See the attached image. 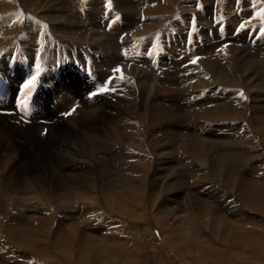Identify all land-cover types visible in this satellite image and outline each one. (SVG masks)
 <instances>
[{
    "label": "rangeland",
    "instance_id": "1",
    "mask_svg": "<svg viewBox=\"0 0 264 264\" xmlns=\"http://www.w3.org/2000/svg\"><path fill=\"white\" fill-rule=\"evenodd\" d=\"M10 1L9 0H0V3H1L0 4L1 5L0 6V8H1L0 20L2 21V22H0V36H2V34L5 35V36L0 37L1 38L0 39V96H1L0 100L4 101V102H0V106H4V105L8 104L10 102V98H12L11 95L14 94V90L15 89L18 90L20 88L24 89V95H25L24 97H27L26 99L28 101L18 102L15 99V97L13 96V98H12V106H13L12 109L11 110L5 109L4 111H2V114L0 115V118H1L0 120L4 121V123L0 122V132L3 129L2 127L8 126L5 124H9V125H11V127L13 129H15L14 131H16L18 129V127H20V128H22V130H28L29 132H31V134H28V137L30 136L31 138H33L36 135V137L42 141L41 143H46L50 140V138L52 136L55 135V134L54 135L52 134V128L54 125L50 122L51 120L53 122L54 119L52 118V116L49 115L50 113L53 114V111H54L55 114L58 113L56 115L61 116L60 121L62 122V124H65L66 126H67L66 119L74 121V120L78 119L79 117H81V118H79L80 121H78V122H81V124H83V126L79 129L81 130V132H83L85 134L87 133L90 136H91V134H93V132L91 131L92 129L89 127L90 121H94L96 124H100L107 131L109 128H111L112 131L114 129L116 132H114L111 135L112 136L111 139L113 141L116 140V143L119 145H126V146L131 145L130 143H128V137H126L127 135L125 133L126 130L122 124L123 121L126 124H127V122L137 124L138 130H140V132H141V133H138L139 134L138 136H140V138L142 140L143 139L146 140L145 142H147V143L149 141L148 139L150 138V136H155V134H156L155 132L158 133L160 131V130H158V131L151 132V133L149 132V130L152 127H155L156 125L157 126L165 125L166 127H170V130L168 129V131H171L172 129H174L175 133L172 134L173 136L168 135V136L163 138L165 140L164 141L165 144H168L169 142H172V141L177 143V140L179 138L183 141H185L186 139L196 140L198 138V132L197 131H200L201 129H203V131H204V133L201 134V137L204 138V136H205L204 139L209 141L211 139V136L209 134H210V132H212L214 130V128H212L211 126L218 124V122L217 121L209 122L208 120H204L203 118H201V120H200V117H197L198 113H199V112L197 113V110L200 109V106H203L205 104V101L199 102V100L208 96V95L209 96L213 95L210 98H214L215 100H219L222 102V104L224 106H227V105H229L228 98L225 100L226 101L225 102L222 100L223 96H221V97L217 96L216 97V94L218 92L222 93L223 91H227V89H229L228 91L231 92L232 90L237 88L234 91V93H235L234 97H238L237 99L240 98L244 101H247L249 99L247 102H244L242 104V109H240L242 116H244V115L245 116L244 117L240 116L238 118H232L228 114H225L224 119H222L219 122L224 123V124L228 123V125H236L238 128L240 127L241 130L237 136H239V137L241 136L244 138L246 137L245 138L246 140L249 138L253 144H250V146H249V144H246L242 141H240V143H239L240 144L238 146L239 149H241V150L245 149L244 152L248 151V153H245L243 155V157L241 159V160H243L242 164L240 163L241 166L238 164H236L234 166L232 165V167H235V166L238 167L239 166L240 168H235L236 169L235 170V169L230 167V169H229L230 174L227 176V178L224 177L225 180L226 179L228 180V183H229L228 188L233 190V191H236L234 193L235 194L234 197L229 198L227 202L228 203L231 202L232 206H233V204H235V205L241 204L242 207L240 205H238L237 209H241V210H244L246 212L250 211V213L256 214L257 218H256V221L254 223L245 222V223L237 224V222H234L235 218H233V217H231V215H229L230 213L228 214L229 218L227 217V220H225V218L222 217V215L219 214L218 211H216V210L214 211V209H212V207H209V209H211L212 212H217V214L213 213V214H216L217 216H215V215L213 216V214L208 216L209 219L211 220V222H213L212 225H214V227L213 226L212 227L214 228L215 232H213V228L211 229L212 230L211 231L210 229L207 230L206 227L204 228V226H201V228H200V229H202V232L200 233L201 235L196 234L197 236H195V237L199 241L203 240L207 244L208 249L206 248L207 252L206 253L204 252L205 254L200 253V252L197 253V250L200 247L198 243H195V241H197V240L191 241L190 239L187 240L185 238H182L184 236V233H186L187 237H191L192 234L195 232V229L200 227V224L202 221V219H200V218H202L201 217L202 215L199 216V214H201L200 212L204 211L202 209V206L191 202L192 200H191L190 196L192 197L193 193L199 194V193H201V191H205L207 188H212V189L214 187L215 188H217V187L222 188L223 185L217 181L218 177L217 178L213 177L214 176L213 174L216 171L213 170L210 175H209V171H206V173H205L204 166H201L200 164H198V161L196 160L198 158L195 159L194 157H192L194 155H192L190 153L185 154V153L181 152L180 149H175V148L172 149V148L167 147L166 145L163 146V144L155 143V141H153L154 143L153 144L150 143L149 147L147 146V148L149 149L152 147V149H149L150 152L153 149L158 150L160 148V150L157 151V155H158L159 159L171 157L173 159L172 160L173 164L171 166L173 168V170L170 173H163V167H160L161 166L160 162L159 163H157L156 161L154 162L153 157L150 154L148 149L146 151H142V150H138L137 148H133V149H136L135 154L142 155V157L145 156L146 158L148 156L150 163L147 166V172H148L147 175L150 177L151 175L156 174V177H154V178H156V181L152 180L151 185L149 187H146L147 189H146L145 195L147 192L151 193L152 195L157 194V193H161L165 197L168 195L166 197L167 201L168 202L176 201V204L178 206H181V208L183 207L182 210L177 211V212L175 211V213L173 215L174 218H171L170 216H164L165 214H162V213H164L165 209L161 210L162 205L164 203H161L160 200L157 201L154 210H151L148 212V208H146L147 205H145V208L141 207L140 209H138L139 212H141V211L144 212L143 218H141V216H139L137 218L133 217V218L128 219L127 217L118 214L115 210L113 214L109 213L111 215H108V214L106 215V216H108V218L107 217H101L102 219L94 222V223L99 224L103 227L105 226V228H103V230H102L103 232L105 231L104 233L101 230L99 231L100 233L102 232V237L104 235L103 238L101 237V234L99 232L94 234V232L91 231L92 229L91 230L88 229V228H92L93 225L94 226H96V225L93 223L92 218H87V219L84 218L83 219V217L86 216V213L88 210L86 209L83 211V208L80 205L81 203H77L75 205L74 202L73 203L71 202L70 205L72 204L73 208L70 209L69 208V202H70L69 200L63 199L64 197H61V199L60 198L57 199L58 193L56 192V189L51 187L50 184L48 183V181L44 178V176H47L45 173L40 171V172L30 174L29 176L31 178L29 176L27 178V176L24 177V175H19V178H21V179L17 182L16 180L18 178V175H17L16 171L10 170L9 168L6 171L5 170L2 171L0 169V173L2 174V175L0 174V195H1L0 196V242L3 244V246L0 248V259H1V257L3 258V256L4 257L7 256V257H5L6 259L3 258V260H0L1 261L0 264H26V263H22L23 259L27 260V261L29 260L27 262V264H75L76 262H75L74 256H73L74 257L73 258V257L61 255V254H63L62 251L69 248L70 245H72V249H73L74 253H78L82 249L81 247L83 245H84V247L86 246V248L89 246L87 249H91V248H94L96 246L93 251H90V252L88 251L89 255L92 257V258L89 257L91 260L89 258L85 260V261L88 260V262H86L88 264L89 263L91 264L92 262H93V264H108V263H106V261L101 262V259L103 258V256L99 257L104 250H105L104 251L105 254H110L111 256H112V254H114L112 256V258H113L112 264H171V263L175 264L173 262V261H175L172 257L173 254L179 260V262L181 264H264V190H263L264 189V182H261V184H258V183L256 184V181L258 178L264 177V166H262V165H264V164H262V163H264V127H263L264 126V104L262 105V103H264V66L261 64V61L263 59H261L259 57H252L253 56L252 54H254L253 52H255L256 54H258V52H262V51L264 52V0H190V1L189 0H181V1L180 0H153V1L152 0H122V1H120V0H114V1L113 0H63L64 3L62 0L56 1L55 2L56 7H54V8L49 7V9H47L48 11L50 10L49 12L51 14L49 16H51V17L52 16H57V17L60 16L61 17L65 13H67V14L70 13L71 15H72V13L73 14L75 13V15L77 14L76 16L82 15V17L83 16L85 17V15H88V16L93 15V14L97 15V13H98V15H99L98 17H100L102 19V20L100 19V26L101 27L104 26L101 28L102 31L98 35V38L99 39L102 38V40L101 39L98 40V42L96 43L95 46H92L90 44H86L88 47L86 45L84 46V45L78 44L80 46L79 47L77 44H74L73 42L67 43V41L62 40L59 35L53 33V31L50 27L51 24H49V22L47 20L46 21L42 20V19L38 18V16L34 12H32L31 10H27L26 8H23L21 5V0H14L15 1L14 3H13V0H10ZM47 1L53 3L52 0H47ZM5 2H7V4H8V2H10V3L7 5ZM226 2H228V4ZM62 4H63V6H62ZM127 4H129V5H127ZM15 5L17 8L14 7ZM122 5L123 6L127 5V6L124 8ZM192 5H194V6H192ZM3 6L5 9L2 8ZM120 6L124 9L120 8ZM206 6L208 8H206ZM245 6H247V7H245ZM88 7H90V8L93 7L94 9L93 8L90 9ZM133 7H134V10H133ZM84 8H85V10H84ZM131 8H132V12H135V13L131 12ZM150 8H151V10H150ZM217 9H218V11H217ZM256 9H258V10H256ZM3 10L6 12H4ZM183 11L186 14L187 13L188 14L186 15ZM87 12H88V14H87ZM92 12H94V13H92ZM128 12H130V15ZM124 13H126V15ZM246 13L248 14L247 15L248 18L246 17ZM25 14L27 15V18H26ZM243 14H244V16H242ZM75 15H72V16H75ZM127 16H131L132 18L135 16L134 20L136 19V21H135L136 23L133 24V28H131L134 31L131 29H130L131 31L126 30V29L124 30L121 27V22H122L121 19H124ZM241 16L243 17V20H240L242 18ZM4 17L7 18V19H5L6 21L3 20ZM9 17H13V18L15 17L16 20H13V21L9 20L8 19ZM233 17H234V19H233ZM35 18H37V19H35ZM138 18L141 21H139ZM183 18H184V20H183ZM245 18H247V19H245ZM146 20H148V21H146ZM215 20H216V22H215ZM230 20H233V22H231ZM234 21H235V24L239 22L238 24H236L237 27L233 26V25H235ZM5 22H9V23L5 24ZM98 22H99V20H98ZM137 22L138 23L141 22V23L138 24ZM209 22H211V23H209ZM2 23L4 26L2 25ZM10 23L14 27L11 26ZM14 23L15 24L18 23V24L15 25ZM28 23L30 24V26ZM32 23L34 26L32 25ZM105 23H107L108 26ZM228 23L230 25H227ZM25 24L28 26H26ZM109 24L110 25L112 24L110 28H109V26H110ZM9 25H10V27H8ZM142 25H143V27H142ZM31 26L34 28H32ZM19 27H21V28H19ZM29 27L31 29H33V32H32V30H29ZM165 27H167V28H165ZM214 27H216V28H214ZM16 28H18V29H16ZM140 28H142V29H140ZM137 29H139V31H141L139 33L140 34L142 33L141 34V35H143L142 37L140 35H135L137 33V31H136ZM37 30H39V32ZM18 31H19V33H18ZM34 31H36V32H34ZM165 31H167V33L164 34ZM214 31H215V33H214ZM245 31H247V34H244ZM257 31H258V33H257ZM113 32H115V34ZM23 33H26L29 36L28 35L26 36V34H23ZM32 33H33V35H32ZM124 33H126V34H124ZM130 33L132 35H130ZM13 34H15V36ZM253 34H254V36H253V38H251L250 36H252ZM12 35L14 38L12 37ZM51 35H52V37H50ZM173 36H174V38H173ZM216 36L218 39L216 38ZM125 37L129 40L132 37L133 38H136V37L140 38V43H135L133 46H129L127 43L124 45V42L127 41V39H125ZM32 38H34V39H32ZM28 39H30V40H28ZM57 40H59L60 42ZM217 40H220V42ZM27 41H29V42H27ZM103 41L104 42L107 41L108 44L111 46L107 47V46H103V45L101 46L100 44H98L99 42H103ZM205 43H206V45H205ZM6 44H8L10 46H8ZM21 44L23 47L21 46ZM138 44H139V46H138ZM260 44H262V45H260ZM18 45H20V46H18ZM31 45L33 47H31ZM74 45H77L78 48L72 49L74 47ZM99 46H100V48H99ZM127 46H128V48H127ZM243 46H245V48ZM261 46H262V49H260ZM90 47H91V49H90ZM101 47L102 48L104 47L103 50L101 49ZM131 47H133V48H131ZM211 47H212V49H211L212 52L210 54L198 55V56L193 55V53H195V52H199L201 50L206 51V50L210 49ZM27 48H29V49H27ZM93 48H95V49H93ZM107 48H108V50H107ZM198 48H200V49H198ZM11 49H13V50H11ZM24 49H26L27 51H25ZM86 50H87V52H86ZM89 50H90V52L88 53ZM80 51L82 52V54ZM116 51H118V53ZM124 51H125V53H124ZM12 52H13V55H11L8 59L5 60V57ZM244 52H246V53H244ZM119 53H121V54H119ZM191 53H192V55H191ZM67 54H68V56H67ZM92 55H97V58H96L97 60L94 59L92 57ZM31 56H33L34 58L32 57L30 59ZM119 56L120 57L122 56V57L120 58ZM132 57H133V59H132ZM104 58H107L109 61L107 60V62H106L104 60ZM123 58H124V60H123ZM128 59H130V61ZM168 60H169V62H168ZM174 60H175V62H174ZM228 60H230V61H228ZM69 61L72 62L76 66V68H75V70H76L75 71L76 81H77L78 86L81 87L82 91L90 93L91 96H93V97H95V96L96 97H103V96L108 97L109 96L108 98H109L110 102L106 103L107 107L102 109V111L97 110V113H102V115L99 116L100 117L99 119L97 117L95 120H90L91 116H93L91 118L95 117L94 114L91 115L89 118L86 115L84 116L83 113L79 112L77 106L71 102L72 99H69L70 101L67 100L68 102H66V98H71L70 97L71 95L69 94L68 91L61 90L58 83L52 82V85H55V86L49 85L50 83L49 84L42 83L43 79L45 78V77H43V75H44V73L47 72L48 66H55V64L57 63L55 67L58 69V71H60L64 68L70 67V65L66 66V64H68ZM177 61H178V63H177ZM194 61H196V62H194ZM231 61H232V63H231ZM85 62L86 63L88 62V64H89V71H87L88 75H86V71L84 69ZM168 63H169V65H168ZM171 63H172V65H171ZM201 64L203 65V67ZM192 65H194V66H192ZM102 66H105L108 68L110 67V69H108V71H107L108 74H106V76L103 78L101 77V80H100V77L98 75V73H99L98 68H101ZM164 66L168 69L164 68ZM91 67H93V68H91ZM157 67L159 70L161 69L160 72L167 73L165 76H161V78L163 80H165V81L169 80L171 82L177 81V84L171 83L170 85H167L168 86L167 87L165 84L158 83L160 80V77L159 78L153 77V74H154L153 72L157 69ZM175 67H176V69H175ZM199 67H202V68H199ZM114 68L115 69L117 68V69L115 70ZM28 69L30 71V74L27 72ZM236 69H238V70H236ZM195 70H197V71H195ZM116 72H119V73H116ZM227 73H229V74L227 75ZM114 74H116V75H114ZM156 74L158 75L159 73L156 72ZM173 75H174V77H173ZM221 75H223V77ZM234 75H236L237 84L231 88L229 86H226V85H224V87H223L222 86L223 85L222 79H220V78H231ZM41 76L43 79L41 78ZM57 76H58V78H57ZM241 76H243L244 78L243 77L241 78ZM54 77H56L57 79H59V77H62L61 80L65 79L63 74H60V75L58 74V75H55ZM116 77L119 78L118 81H117ZM172 78H174V79L172 80ZM34 79H36L35 81L37 83L35 82V83L30 84ZM238 80H240L241 82ZM245 80L249 81V82H245ZM198 81L200 82V84ZM110 82H111V84H109ZM201 82H202V84H201ZM213 83H216V84H213ZM36 85L38 86L36 94H35V96L31 97V95L29 93H31L34 89L37 88ZM217 85L221 86L222 88H219L220 90L219 89L216 90L218 88V87H216ZM117 86L119 88H117ZM212 86H214V90L212 89ZM93 87H94V89H93ZM188 88H190V89H188ZM5 91H7L9 94L5 93ZM171 91H172V94H170ZM207 91L209 93H207ZM210 91H214L215 94L213 92H210ZM167 92H169V93H167ZM106 93H109V94L106 95ZM164 93H167V94H164ZM66 95H68V96H66ZM137 95H138V97H137ZM251 95H252V97H251ZM165 96H167V97H165ZM200 97H202V98H200ZM29 100H31V101H29ZM159 100H160V102H159ZM251 100H253V101H251ZM62 101H64V102H62ZM225 103H227V104H225ZM236 104H237V102H236ZM210 105L211 104H208L207 106H210ZM43 106H46L47 109H49V111H50L49 114L45 113V112L42 113L41 109ZM59 106H60V108L57 109ZM255 106H257V107H255ZM32 107L35 109L36 114L35 113H33V114L28 113V109L30 110V108H32ZM54 107H57L56 110L54 109ZM9 108H11V107H9ZM24 108H27V109H24ZM117 109H118V111H117ZM73 110H74V112H73ZM39 111H41V112H39ZM77 111H78V114H77ZM147 111H149V113ZM195 111L197 114L195 113ZM130 112H132V113H130ZM125 113H127V114H125ZM151 113H155L156 115L160 116V119H163L164 121L163 122L162 121H154L153 122L150 119ZM41 114H43V116H40ZM142 114L146 115V118L144 117V119L146 121H143L141 119ZM191 114H193L195 116V117L193 116V119H195V118H199V119L193 120L192 117L190 116ZM135 116H136V118H135ZM139 116H140V118H139ZM123 117H125L124 120H123ZM148 117L150 120L148 119ZM101 118L105 122L102 121ZM187 118H190V119H187ZM229 119H231V120H229ZM19 121H20V123H19ZM109 121H112L111 125H109ZM169 121H170V125H169ZM27 122H29L30 124ZM114 122H119V123L115 124ZM236 122H238V123H236ZM189 123L191 124V127H190ZM203 123H205V124H203ZM27 124H29V125H27ZM195 124H196V126H195ZM245 124H246V126H245ZM118 125H120L119 129L121 131L120 130L117 131L116 127ZM139 125H140V127H138ZM149 125L152 127H150ZM202 125H203V127H202ZM104 126H106V127H104ZM110 126H112V127H110ZM123 127H124V130H122ZM99 128H102V127H99ZM139 128H141L142 130ZM157 128H159V127H157ZM45 129H47V131ZM55 129L56 128L54 127L53 130H55ZM148 132L150 133V135ZM176 133H178V134H176ZM191 133L193 135H191ZM81 134H80V136H77L78 138H76L75 137L76 135L73 134L72 137H75V138L70 139V141H77L79 139L78 141L84 142L85 138H83V136H81ZM251 134H254V135H252L254 137H251ZM38 135H39V137H38ZM156 135L161 136L160 133H158ZM218 135L222 136V133L219 132ZM232 135L233 134L228 135L227 138L229 136H232ZM92 136H94L96 139L103 138V137H96V135H94V134ZM116 136H118V137H116ZM144 136H146V137H144ZM63 137L66 138V136L63 135L62 138L59 140V142L56 144V146L59 144L58 145L59 147H57V148L62 152H63V148L65 146H67V144H65V142H64L65 140H63ZM0 138L2 139L1 133H0ZM42 139H44V140H42ZM92 139L94 140V138H92ZM4 140H6V142L7 141L12 142L13 141V140H11L10 137H7V136L5 137ZM124 140L126 142H124ZM255 142H257V143L255 144ZM150 145H151V147H150ZM258 146H260V147H258ZM132 147H135V146L132 145ZM248 148H250V149H248ZM163 149H165V151ZM96 152H98V150ZM174 152H175V154H174ZM4 154H5V152H3V150H2V142L0 141V156L4 155ZM62 154L64 155V153H62ZM164 154H166V156ZM55 156H56V154L54 155V158H55ZM54 158H53L54 162L53 161L50 162L51 165L56 169H60V166H61L63 160L59 161V158H55V159ZM112 158H113V156L109 157L108 159H105V161H103V162L106 164L102 163L101 164L102 166L96 167L94 175H95V177L96 176H98V177H96L97 180H95V186H94L95 188L94 189H96L97 186H99L98 185V181H99L98 179H99L100 173H101L100 174L101 178H105L107 175V177L105 179H109V180L110 179H116V177L114 175L116 174V172L119 168V162L120 161H119V159H113L112 160ZM253 160H254V162H253ZM115 161H117V162H115ZM259 161H261V163ZM177 162H179V163H177ZM174 163H176V164H174ZM152 165H153V167H152ZM109 166L112 168H110ZM149 167L152 169H150ZM243 167H245V168H243ZM103 170H106V171H103ZM158 170H160L162 173ZM243 170H245V171H243ZM255 170H256V172H255ZM231 171H233V173H231ZM234 171L236 172L237 175L242 176L241 179L243 178V180H244V181L242 180L243 183L238 184V181H239L237 178L238 176L237 177L233 176L235 174ZM237 172H239V174ZM103 174H105V176ZM231 174H232V176H231ZM12 175H14V176H12ZM219 175L221 176L220 173H219ZM253 175H257V177L253 176ZM162 176H163V178H165L164 180H162V178H161ZM184 177H189L190 180L187 179V181H188L187 182ZM34 178H37V179H34ZM221 179H222V176H221ZM235 179H237V180L235 181ZM27 181H28V185H27ZM189 181L190 182L200 181V182H198V185H199L201 191H199V189L197 190V192L195 191L193 193L190 191H184L188 187L190 188L191 184L189 183ZM154 182H156V183L154 184ZM179 182L180 183L187 182V184H184L182 186V185H179ZM253 182H255V183H253ZM19 183H21V184H19ZM105 183H107V181ZM108 183L110 184L111 182L108 181ZM15 184H17V185H15ZM18 184L20 185V187H17V186H19ZM23 185H24V187H23ZM58 185L59 186L61 185L60 188H64V187L68 188L67 185H69V184L62 182L60 184L58 183ZM63 185H66V186L63 187ZM206 185H207V187H206ZM25 186L26 187L28 186V188H26ZM31 186H32V188H30ZM260 186H263L262 189ZM6 187L7 188L9 187V189H7ZM241 187H243V188H241ZM255 187H257V188H255ZM13 188H14V190H13ZM25 188L27 189L26 192H24ZM28 189H31L32 191L28 190ZM33 189H34V191H33ZM243 189H245V190H243ZM22 190H23V192H22ZM17 191H19L20 194ZM183 191H184V194L181 195ZM250 191H251V193H250ZM27 192H30V193H27ZM256 192H258V193H256ZM17 193H18V196L22 199L18 198ZM22 193H24V194H22ZM38 194L40 195V197ZM22 195H24V196L22 197ZM27 196H29L31 199L27 198ZM182 196H183V200H184L183 204H182V202L180 203V201L177 200L178 198H180ZM238 196L239 197L241 196V197L239 198ZM24 197L26 200L24 199ZM33 197H35L36 199H33ZM41 197H42V200H40ZM47 197L49 198V200ZM189 198H190V200H189ZM193 198L196 200V196H194ZM15 199H17V200H15ZM23 199H24V201H27V202L29 201L30 203H27V202L25 203L23 201ZM27 199H29V200H27ZM19 200L20 201L22 200L20 202L21 204L19 202L17 203V201H19ZM36 200H38V203ZM47 200L48 201L54 200V202L56 200V202L54 203L51 201V203H52L51 204ZM188 200H189L190 204L185 205V202ZM15 201H16V203H15ZM39 201L42 202V205ZM243 201H245V202H243ZM158 202H160V203H158ZM57 203L62 206V209L65 207L63 211H61L62 209L58 210L61 207H58L60 205H58ZM19 204H20V206H19ZM37 204H38V206H37ZM99 204H101L102 210L106 209L104 206V203L99 202ZM253 204H254V206H253ZM39 205H40V207L41 206L43 207V211H40V210H42V207L39 209ZM124 205H125V207H127L126 210H129V208H131L126 203ZM164 205H166V204H164ZM249 205L252 207H250ZM29 206L32 208H30ZM55 206H57L58 209ZM16 207L19 208V210ZM45 207H47V208H45ZM257 207H258V211L256 210ZM251 208H252V210L253 209H255V210L252 211ZM47 209L49 211L51 210L50 213L51 212L52 213L50 214ZM33 210H36V211H33ZM44 210L48 211L47 213H49L50 215L48 216V214H47V217L48 218L50 217L52 220L48 219L46 217V212ZM104 210H103V213L106 212V210L105 211ZM64 211H66V212H64ZM73 211H74V213H73ZM16 212H19V213H16ZM20 212L24 213V215L21 214ZM63 212H64V214H63ZM61 213H62V215L60 216ZM72 213L74 215H76L77 218H76V216L74 217V215ZM196 213H198V215ZM27 214L29 217L28 221H27V218H25L26 217L25 215H27ZM52 214H54V215L51 216ZM261 214H262V216H261ZM33 215H34V218L32 217ZM67 215H68V217H67ZM70 216H72V219L70 218ZM153 216H156V219L152 220ZM13 217H15L17 220L15 221V218L13 219ZM19 217L24 218V219L21 220V218H19ZM59 217H60V219H59ZM61 217H64L65 219L61 218ZM79 217H82V220H81L82 222L79 220V219H81ZM32 218H33V220H32ZM106 218L108 220H106ZM218 218H219V220H218ZM62 219H64V221ZM67 219H69V221ZM74 219H78L79 221L77 222ZM260 219L263 221L261 222ZM37 220L39 221V223H41L42 226L40 224H38ZM44 220H46L47 223H50V224H47V226H48L47 228L45 226L46 222ZM71 220H73V221L71 222ZM110 220L112 222H114V224L109 223ZM20 221L21 222L23 221V223H21ZM30 221H31V223H30ZM100 221H101V223L102 222H104V223L100 224ZM221 221L226 223V224L222 223ZM9 222H13L12 224L14 226L16 224H19V226L16 225L17 227L16 226L14 227L15 229L18 228L19 231H15L12 227V224ZM32 222H34V223H32ZM70 222H71V224H70ZM218 222H220L219 223L220 227L221 228L223 227L222 228L223 230H221V231L217 230L218 224H216V223H218ZM257 222H258V224H257ZM28 223L30 224V227L28 226L29 225ZM204 223L205 222H203V224ZM23 224H25V225H23ZM43 224L45 227H43ZM34 225H36V226H34ZM59 225L60 226L62 225V227H64V228H61ZM65 225H66V227H65ZM67 225L70 227H68ZM74 225H75V227H74ZM247 225H249V227ZM33 226H34V228H33ZM57 227H59L60 229ZM67 227L70 228V231H72V233L69 232V229ZM243 227L247 230V232L249 229V232L253 233V231H254L255 236L256 235H258V236H256V238H255L254 234H248L247 232L246 233L244 232V235L246 237L245 236H244V238H242L241 236L239 237L238 235H242L243 232L236 231L235 228H243ZM43 228H45L46 232L44 231ZM49 228L51 230H49ZM221 228H218V229L220 230ZM18 229H16V230H18ZM34 229H35V231H33ZM37 229L38 230L40 229V230L38 231ZM62 229L64 232L66 231V234H64V233H63L64 235L60 234L61 233L60 230L62 231ZM227 230H229V231H227ZM40 231L45 232L47 235L45 233L40 232ZM47 231L51 232V234L49 233L50 234L49 236H48ZM77 231H79V233ZM106 231H108L109 233ZM216 231H218L219 235L217 234ZM12 232H14L15 234ZM38 232H40V233H38ZM68 232L71 234L67 235ZM86 232H88L89 235ZM91 232H92V234H91ZM110 232H111V234H110ZM118 232H119V235H118ZM223 232H225V234ZM41 233L43 234V237H42V235H40ZM115 233H116V235H115ZM19 235L22 237V239ZM57 235L58 236L61 235V236L58 237ZM80 235L82 238L80 237ZM90 235L92 238L90 237ZM106 235L108 238L110 237L111 243L108 242L109 240L106 237ZM206 235L208 238H205ZM35 236H38V238L40 236V239L38 240V238ZM68 236H70V237H68ZM199 236H201V237L198 238ZM210 236H212V237H210ZM214 236H215V239H214ZM56 237H58L59 239ZM63 238H64V240H63ZM78 238H80V239H78ZM96 238H98V239L95 240ZM224 238H226V239H224ZM42 239L46 243H40V241H42ZM81 239H82V241H81ZM184 239H185V241H184ZM239 239L243 240V241L249 240L252 245L249 244L248 246H250V248L243 251V248H242L243 245H242V242H239L240 241ZM11 240H13L16 244H14L13 241H11ZM36 240H37V243H35ZM45 240H47V241H45ZM84 240H86V241L83 244L82 242H84ZM105 240H106V242H105ZM224 240H226V242ZM71 241H73L72 244H70ZM166 241H168V246L174 247L172 254L168 251V249H167L168 246L166 247ZM67 243L70 245H68ZM26 244L27 245L30 244V246H27ZM97 245H99V246H97ZM114 245H116V246H114ZM32 246H36V249L35 250L32 249L33 248ZM90 246H91V248H90ZM43 247H45V248H43ZM112 247H114V248H112ZM116 247H117V249H116ZM119 247H121V248H119ZM30 248H31V250H30ZM62 248H63V250L59 251V249H62ZM103 248H104V250H103ZM12 251H14V252H12ZM36 251H38V252H36ZM95 251H97V252L94 253ZM208 251H210L211 255L208 254ZM60 252H61V254H60ZM2 253H4V255ZM5 253L7 255H5ZM92 253L94 255L97 254V257L93 256ZM8 254H9V256H8ZM98 254H99V256H98ZM13 256L16 258L18 263L14 262V260H13L14 258H12ZM22 256H25L26 259H25V257L23 258ZM93 257H95L94 258L95 261H94ZM115 257L117 260H115ZM170 257H171V259H170ZM10 258H12V260H9ZM97 259L100 261H98ZM211 259H213V260H211Z\"/></svg>",
    "mask_w": 264,
    "mask_h": 264
},
{
    "label": "bare ground",
    "instance_id": "2",
    "mask_svg": "<svg viewBox=\"0 0 264 264\" xmlns=\"http://www.w3.org/2000/svg\"><path fill=\"white\" fill-rule=\"evenodd\" d=\"M10 1V0H9ZM53 1V3H51V2H49V1H47V0H21V5H22V7L23 8H26L27 10H31L32 12H34L37 16H38V18H40V19H42V20H47L48 22H49V24H51L50 25V27H51V29H52V31H53V33L54 34H57V35H59L60 36V38L62 39V40H64V41H67V43L68 42H73L74 44H81V45H86V44H90V45H92V46H95L96 45V43L98 42V40H102V38H98V35H99V33L102 31V27H104V26H100V17H98L99 15H98V13H97V15H95V14H93V15H90V16H88V15H85V17L83 16L82 17V15L80 16L79 14V16H76L75 15V13L73 14L72 13V15H75V16H72L70 13L69 14H67V13H63L64 15H62L61 17L59 16V17H57V16H49L51 13L47 10V9H49V7H52V8H54V7H56V1H58V0H52ZM63 1V0H62ZM114 1V0H113ZM120 1H122V0H120ZM153 1V0H152ZM181 1V0H180ZM190 1V0H189ZM11 2V1H10ZM10 2H8V4L10 3ZM15 1L13 0V3H14ZM97 2V1H96ZM3 3V2H2ZM6 4H7V2H5ZM12 3V4H13ZM63 3H64V1H63ZM95 3V2H94ZM119 3V2H118ZM124 3V2H123ZM128 3V2H127ZM152 3V2H151ZM176 3V2H175ZM191 3V2H190ZM221 3V2H220ZM227 4H228V2H226ZM1 4V3H0ZM7 4V5H8ZM11 4V5H12ZM171 4V3H170ZM182 4V3H181ZM185 4V3H184ZM245 4V3H244ZM117 5V4H116ZM127 5H129V4H127ZM126 5V6H127ZM187 5V4H186ZM191 5V4H190ZM226 5V4H225ZM251 5V4H250ZM1 6V5H0ZM62 6H63V4H62ZM123 6V5H122ZM126 6H123L124 8L126 7ZM169 6V5H168ZM182 6V5H181ZM192 6H194V5H192ZM229 6V5H228ZM10 7V6H9ZM15 8H17L16 7V5L14 6ZM131 7V6H130ZM174 7V6H173ZM196 7V6H195ZM198 7V6H197ZM245 7H247V6H245ZM2 8H4V6L2 7ZM7 8V7H6ZM59 8V7H58ZM88 8H90V7H88ZM91 8H93V7H91ZM90 8V9H91ZM119 8V7H118ZM120 8H122L121 6H120ZM124 8H122V9H124ZM182 8V7H181ZM206 8H208L207 6H206ZM5 9V8H4ZM14 9V8H13ZM94 9V8H93ZM117 9V8H116ZM176 9V8H175ZM84 10H85V8H84ZM133 10H134V7H133ZM150 10H151V8H150ZM208 10V9H207ZM210 10V9H209ZM216 10V9H215ZM256 10H258V9H256ZM0 11H1V8H0ZM4 11V10H3ZM129 11V10H128ZM172 11V10H171ZM176 11V10H175ZM217 11H218V9H217ZM253 11V10H252ZM255 11V10H254ZM4 12H6V11H4ZM13 12V11H12ZM57 12V11H56ZM125 12V11H124ZM131 12H132V8H131ZM177 12V11H176ZM175 12V13H176ZM184 12V11H183ZM220 12V11H219ZM3 13V12H2ZM17 13V12H16ZM31 13V12H30ZM29 13V14H30ZM92 13H94V12H92ZM112 13V12H111ZM122 13V12H121ZM129 13V15H130V12H128ZM132 13H135V12H132ZM185 13V12H184ZM193 13V12H192ZM60 14V13H59ZM87 14H88V12H87ZM125 15H126V13H124ZM179 14V13H178ZM186 14V13H185ZM188 14V13H187ZM186 14V15H187ZM196 14V13H195ZM238 14V13H237ZM250 14V13H249ZM4 15V14H3ZM6 15V14H5ZM16 15V14H15ZM26 15V14H25ZM35 15V16H36ZM116 15V14H115ZM132 15V14H131ZM134 15V14H133ZM136 15V14H135ZM171 15V14H170ZM169 15V16H170ZM184 15V14H183ZM192 15V14H191ZM199 15V14H198ZM197 15V16H198ZM248 14L246 13V17L248 18V16H247ZM1 16V15H0ZM122 16V15H121ZM137 16V15H136ZM174 16V15H173ZM195 16V15H194ZM220 16V15H219ZM242 16H244V14L242 15ZM241 16V17H242ZM251 16V15H250ZM18 17V16H17ZM33 17V16H32ZM135 17V16H134ZM134 17L132 18L131 16H127L126 18H124V19H121L122 20V22H121V27H122V29H126V30H130L131 28H133V24H135L136 22V19L134 20ZM144 17V16H143ZM151 17V16H150ZM21 18V17H20ZM19 18V19H20ZM26 18H27V15H26ZM149 18V17H148ZM165 18V17H164ZM173 18V17H172ZM177 18V17H176ZM180 18V17H179ZM216 18V17H215ZM247 18H245V19H247ZM5 19H7V18H3V20L4 21H6ZM9 20H16L15 19V17L13 18V17H9L8 18ZM35 19H37V18H35ZM139 19V18H138ZM233 19H234V17H233ZM236 19V18H235ZM244 19V20H245ZM26 20V19H25ZM98 20H99V22H98ZM102 20V19H101ZM109 20V19H108ZM118 20V19H117ZM174 20V19H173ZM183 20H184V18H183ZM217 20V19H216ZM216 20H215V22H216ZM238 20V19H237ZM240 20H243V17L240 19ZM19 21V20H18ZM28 21V20H27ZM40 21V20H39ZM105 21V20H104ZM139 21H141L140 19H139ZM146 21H148V20H146ZM164 21V20H163ZM168 21V20H167ZM177 21V20H176ZM229 21V20H228ZM231 22H233V20H230ZM0 22H2L1 20H0ZM10 22V21H9ZM9 22H5V24H8ZM20 22V21H19ZM143 22V21H142ZM171 22V21H170ZM201 22V21H200ZM212 22V21H211ZM211 22H209V23H211ZM237 22V21H236ZM13 23V22H12ZM30 23V22H29ZM28 23V24H29ZM45 23V22H44ZM138 23V22H137ZM139 23H141V22H139ZM138 23V24H139ZM149 23V22H148ZM208 23V22H207ZM239 23V22H238ZM238 23H236V24H238ZM11 24V23H10ZM15 24V23H14ZM18 24V23H17ZM17 24H15V25H17ZM35 24V23H34ZM41 24V23H40ZM106 25H107V23H105ZM120 24V23H119ZM172 24V23H171ZM218 24V23H217ZM234 24H235V21H234ZM236 24L235 25H233V26H236ZM2 25H3V23H2ZM26 25V24H25ZM32 25H33V23H32ZM43 25V24H42ZM110 25V24H109ZM112 25V24H111ZM111 25L109 26V28L111 27ZM222 25V24H221ZM227 25H230L229 23L227 24ZM4 26V25H3ZM11 26H13L12 24H11ZM26 26H28V25H26ZM29 26H30V24H29ZM34 26V25H33ZM49 26V25H48ZM108 26V25H107ZM139 26V25H138ZM137 26V27H138ZM164 26V25H163ZM169 26V25H168ZM188 26V25H187ZM8 27H10V25L8 26ZM14 27V26H13ZM23 27V26H22ZM32 27V26H31ZM38 27V26H37ZM45 27V26H44ZM135 27V26H134ZM142 27H143V25H142ZM237 27V26H236ZM6 28V27H5ZM4 28V29H5ZM12 28V27H11ZM19 28H21V27H19ZM32 28H34V27H32ZM39 28V27H38ZM114 28V27H113ZM164 28V27H163ZM165 28H167V27H165ZM212 28V27H211ZM214 28H216V27H214ZM8 29V28H7ZM16 29H18V28H16ZM50 29V30H51ZM140 29H142V28H140ZM174 29V28H173ZM11 30V29H10ZM29 30H32V32H33V29H31L30 27H29ZM112 30V29H111ZM131 30H133V29H131ZM130 30V31H131ZM185 30V29H184ZM217 30V29H216ZM234 30V29H233ZM249 30V29H248ZM5 31V30H4ZM14 31V30H13ZM23 31V30H22ZM25 31V30H24ZM38 32H39V30H37ZM41 31V30H40ZM114 31V30H113ZM134 31V30H133ZM137 31V33L135 34V35H140L141 37L143 36V35H141L139 32H141V31H139V29H137L136 30ZM212 31V30H211ZM2 32V31H1ZM34 32H36V31H34ZM129 32V31H128ZM9 33V32H8ZM18 33H19V31H18ZM48 33V32H47ZM114 34H115V32H113ZM118 33V32H117ZM122 33V32H121ZM150 33V32H149ZM161 33V32H160ZM165 33H167V31H165L164 32V34ZM213 33V32H212ZM214 33H215V31H214ZM257 33H258V31H257ZM23 34H26V33H23ZM53 34V35H54ZM124 34H126V33H124ZM134 34V33H133ZM148 34V33H147ZM152 34V33H151ZM244 34H247V31H245V33ZM14 36H15V34H13ZM13 35H12V37H13ZM28 34H26V36H27ZM31 35V34H30ZM32 35H33V33H32ZM36 35V34H35ZM130 35H132L131 33H130ZM204 35V34H203ZM213 35V34H212ZM2 36H5V35H3L2 34ZM2 36H0V37H2ZM11 36V35H10ZM24 36V35H23ZM29 36V35H28ZM58 36V37H59ZM126 36V35H125ZM243 36V35H242ZM253 36H254V34L252 35V36H250L251 38H253ZM8 37V36H7ZM50 37H52V35L50 36ZM57 37V38H58ZM124 37V36H123ZM244 37V36H243ZM5 38V37H4ZM14 38V37H13ZM26 38V37H25ZM56 38V37H55ZM117 38V37H116ZM148 38V37H147ZM153 38V37H152ZM173 38H174V36H173ZM205 38V37H204ZM208 38V37H207ZM216 38H217V36H216ZM1 39V38H0ZM22 39V38H21ZM27 39V38H26ZM32 39H34V38H32ZM53 39V38H52ZM122 39V38H121ZM125 39H127L126 37H125ZM132 39V40H131ZM130 40L129 39H127V41H125L124 42V45L127 43L129 46H133L135 43H140V38H131ZM203 39V38H202ZM213 39V38H212ZM218 39V38H217ZM25 40V39H24ZM23 40V41H24ZM28 40H30V39H28ZM60 40V39H59ZM59 40H57V41H59ZM120 40V39H119ZM118 40V41H119ZM176 40V39H175ZM179 40V39H178ZM208 40V39H207ZM216 40V39H215ZM262 40V39H261ZM260 40V41H261ZM56 41V40H55ZM63 41V42H64ZM173 41V40H172ZM217 41H219L220 42V40H217ZM263 41V40H262ZM4 42V41H3ZM27 42H29V41H27ZM32 42V41H31ZM60 42V41H59ZM120 42V41H119ZM210 42V41H209ZM214 42V41H213ZM24 43V42H23ZM66 43V42H65ZM152 43V42H151ZM202 43V42H201ZM239 43V42H238ZM17 44V43H16ZM27 44V43H26ZM98 44H100L101 46L103 45V46H111V45H109L108 44V42L107 41H103V42H99ZM149 44V43H148ZM171 44V43H170ZM204 44V43H203ZM218 44V43H217ZM4 45V44H3ZM6 45H8V44H6ZM28 45V44H27ZM26 45V46H27ZM34 45V44H33ZM77 45H74V47L72 48V49H76V48H78V46ZM117 45V44H116ZM151 45V44H150ZM201 45V44H200ZM205 45H206V43H205ZM236 45V44H235ZM239 45V44H238ZM245 45V44H244ZM260 45H262V44H260ZM8 46H10V45H8ZM18 46H20V45H18ZM21 46H22V44H21ZM87 46V45H86ZM98 46V45H97ZM138 46H139V44H138ZM141 46V45H140ZM210 46V45H209ZM214 46V45H213ZM217 46V45H216ZM246 46V45H245ZM245 46H243L244 48H245ZM248 46V45H247ZM23 47V46H22ZM28 47V46H27ZM31 47H33L32 45H31ZM80 47V46H79ZM88 47V46H87ZM163 47V46H162ZM235 47V46H234ZM9 48V47H8ZM13 48V47H12ZM15 48V47H14ZM99 48H100V46H99ZM98 48V49H99ZM104 48V47H103ZM103 48L101 47V49L103 50ZM114 48V47H113ZM123 48V47H122ZM127 48H128V46H127ZM131 48H133V47H131ZM175 48V47H174ZM221 48V47H220ZM248 48V47H247ZM257 48V47H256ZM16 49V48H15ZM27 49H29V48H27ZM80 49V48H79ZM90 49H91V47H90ZM93 49H95V48H93ZM117 49V48H116ZM130 49V48H129ZM147 49V48H146ZM188 49V48H187ZM198 49H200V48H198ZM207 49V48H206ZM212 47L210 48V49H208V50H206V51H203V50H201V51H199V52H195V53H193V55H195V56H198V55H205V54H210L211 52H212ZM233 49V48H232ZM251 49V48H250ZM260 49H262V46H261V48ZM259 49V50H260ZM11 50H13V49H11ZM25 51H27L26 49H24ZM33 50V49H32ZM107 50H108V48H107ZM119 50V49H118ZM125 50V49H124ZM133 50V49H132ZM167 50V49H166ZM190 50V49H189ZM228 50V49H227ZM29 51V50H28ZM75 51V50H74ZM83 51V50H82ZM169 51V50H168ZM192 51V50H191ZM226 51V50H225ZM243 51V50H242ZM45 52V51H44ZM81 52V51H80ZM86 52H87V50H86ZM90 52V50L88 51V53ZM92 52V51H91ZM100 52V51H99ZM117 53H118V51H116ZM165 52V51H164ZM193 52V51H192ZM253 52V51H252ZM7 53V52H6ZM24 53V52H23ZM27 53V52H26ZM25 53V54H26ZM109 53V52H108ZM124 53H125V51H124ZM181 53V52H180ZM223 53V52H222ZM244 53H246V52H244ZM248 53V52H247ZM254 54H252L253 56L252 57H259V58H261V59H263L262 61H261V64L264 66V52L262 51V52H258V54H256L255 52H253ZM76 54V53H75ZM81 54H82V52H81ZM91 54V53H90ZM103 54V53H102ZM115 54V53H114ZM119 54H121V53H119ZM173 54V53H172ZM189 54V53H188ZM11 55H13V52L12 53H10V54H8L6 57H5V60L6 59H8ZM78 55V54H77ZM112 55V54H111ZM187 55V54H186ZM191 55H192V53H191ZM246 55V54H245ZM17 56V55H16ZM67 56H68V54H67ZM86 56V55H85ZM125 56V55H124ZM180 56V55H179ZM182 56V55H181ZM33 56H31L30 57V59L32 58ZM81 57V56H80ZM92 57L94 58V59H96L97 58V55H92ZM120 57V56H119ZM122 57V56H121ZM120 57V58H121ZM177 57V56H176ZM184 57V56H183ZM200 57V56H199ZM227 57V56H226ZM13 58V57H12ZM34 58V57H33ZM47 58V57H46ZM62 58V57H61ZM69 58V57H68ZM71 58V57H70ZM100 58V57H99ZM108 58V57H107ZM107 58H104V60L107 62ZM191 58V57H190ZM26 59V58H25ZM89 59V58H88ZM87 59V60H88ZM132 59H133V57H132ZM135 59V58H134ZM138 59V58H137ZM221 59V58H220ZM44 60V59H43ZM46 60V59H45ZM48 60V59H47ZM53 60V59H52ZM61 60V59H60ZM97 60V59H96ZM123 60H124V58H123ZM126 60V59H125ZM129 61H130V59H128ZM139 60V59H138ZM179 60V59H178ZM4 61V60H3ZM65 61V60H64ZM109 61V60H108ZM228 61H230V60H228ZM5 62V61H4ZM83 62V61H82ZM143 62V61H142ZM168 62H169V60H168ZM174 62H175V60H174ZM181 62V61H180ZM184 62V61H183ZM194 62H196V61H194ZM45 63V62H44ZM77 63V62H76ZM84 63V62H83ZM109 63V62H108ZM177 63H178V61H177ZM190 63V62H189ZM199 63V62H198ZM206 63V62H205ZM229 63V62H228ZM231 63H232V61H231ZM57 64V63H56ZM56 64H55V66H56ZM60 64V63H59ZM142 64V63H141ZM230 64V63H229ZM68 65H70V67H68V68H64V69H62V70H60V71H58V69L55 67V66H48V68H47V72L46 73H44V75H43V77H45L44 79L42 78V76H41V78L43 79V82L42 83H44V84H49V85H51V86H55V85H52V82H56V83H58L59 84V87H60V89L61 90H66V91H68L69 92V94L71 95L70 97L71 98H66V102H68V101H70L69 99H72L71 100V102L72 103H74L76 106H77V108H78V110H79V112H81V113H83L84 114V116L86 115V116H88V118L91 116V115H93L94 114V118H91V117H93V116H91L90 117V120H95L97 117H98V119L100 118L99 116H101L102 115V113H97V110H99V111H102V109H104V108H106L107 106H106V103H109L110 101H109V96L108 97H106V96H103V97H93V96H91V94L90 93H87V92H84V91H82V89H81V87H79L78 86V84H77V81H76V73H75V68H76V66L72 63V62H68V64H66V66H68ZM100 65V64H99ZM108 65V64H107ZM168 65H169V63H168ZM171 65H172V63H171ZM179 65V64H178ZM202 65V64H201ZM228 65V64H227ZM226 65V66H227ZM232 65V64H231ZM31 66V65H30ZM81 66V65H80ZM95 66V65H94ZM93 66V67H94ZM122 66V65H121ZM124 66V65H123ZM134 66V65H133ZM152 66V65H151ZM166 66V65H165ZM164 66V68H166ZM188 66V65H187ZM191 66V65H190ZM192 66H194V65H192ZM40 67V66H39ZM43 67V66H42ZM46 67V66H45ZM93 67H91V68H93ZM113 67V66H112ZM160 67V66H159ZM174 67V66H173ZM197 67V66H196ZM202 67H203V65H202ZM202 67H199V68H202ZM83 68V67H82ZM118 68V67H117ZM116 68V69H117ZM185 68V67H184ZM193 68V67H192ZM249 68V67H248ZM260 68V67H259ZM108 69H110V67L108 68V67H105V66H102L101 68H98V70H99V73H98V75H99V77H100V80H101V77L103 78V77H105L106 76V74H108ZM115 69V68H114ZM115 69V70H116ZM166 69H168V68H166ZM175 69H176V67H175ZM189 69V68H188ZM204 69V68H203ZM46 70V69H45ZM155 70V69H154ZM170 70V69H169ZM229 70V69H228ZM236 70H238V69H236ZM161 71V69L159 70L158 69V67H157V69L153 72L154 74H153V77H155V78H159L160 77V80H159V82L158 83H161V84H165L166 86L167 85H170L171 83H175V84H177V81H175V82H171V81H169V80H163L162 78H161V76H165L167 73H163V72H160ZM194 71V70H193ZM195 71H197V70H195ZM29 74H30V71H29V69H28V71H27ZM60 72V73H59ZM110 72V71H109ZM156 72H158L159 74L157 75L156 74ZM182 72V71H181ZM200 72V71H199ZM207 72V71H206ZM238 72V71H237ZM23 73V72H22ZM116 73H119V72H116ZM169 73V72H168ZM191 73V72H190ZM204 73V72H203ZM208 73V72H207ZM233 73V72H232ZM247 73V72H246ZM60 75V74H63V76L65 77V79H62L61 80V78L62 77H59V79H57L58 78V76H57V78L56 77H54L55 75ZM111 74V73H110ZM173 74V73H172ZM229 73H227V75H228ZM239 74V73H238ZM49 75V76H48ZM112 75V74H111ZM114 75H116V74H114ZM157 75V76H156ZM176 75V74H175ZM48 76V77H47ZM108 76V75H107ZM120 76V75H119ZM118 76V77H119ZM127 76V75H126ZM222 77H223V75H221ZM238 76V75H237ZM246 76V75H245ZM47 77V78H46ZM172 77V76H171ZM173 77H174V75H173ZM239 77V76H238ZM243 76H241V78H242ZM117 78V77H116ZM145 78V77H144ZM244 78V77H243ZM118 79L119 78H117V81H118ZM174 78H172V80H173ZM188 79V78H187ZM220 79H222V83H223V87H224V85H226V86H229L230 88L231 87H234L236 84H237V79H236V75H234L233 77H231V78H220ZM239 79V78H238ZM36 79H34L30 84H32V83H35L36 81H35ZM104 80V79H103ZM127 80V79H126ZM183 81V80H182ZM196 81V80H195ZM194 81V82H195ZM238 81H240V80H238ZM41 82V81H40ZM199 82V81H198ZM241 82V81H240ZM245 82H249V81H246L245 80ZM37 83V82H36ZM179 83V82H178ZM109 84H111V82L109 83ZM199 84H200V82H199ZM201 84H202V82H201ZM213 84H216V83H213ZM221 84V83H220ZM244 84V83H243ZM251 84V83H250ZM10 85V84H9ZM131 85V84H130ZM205 85V84H204ZM210 85V84H209ZM35 86V85H34ZM37 86V85H36ZM114 86V85H113ZM208 86V85H207ZM211 86V85H210ZM257 86V85H256ZM115 87V86H114ZM113 87V88H114ZM168 87V86H167ZM216 87H218L216 90H218L219 88H222L221 86H216ZM215 87V88H216ZM228 87V88H229ZM117 88H119L118 86H117ZM123 88V87H122ZM121 88V89H122ZM133 88V87H132ZM183 88V87H182ZM185 88V87H184ZM193 88V87H192ZM197 88V87H196ZM210 88V87H209ZM93 89H94V87H93ZM116 89V88H115ZM114 89V90H115ZM137 89V88H136ZM156 89V88H155ZM188 89H190V88H188ZM194 89V88H193ZM212 89L214 90V86H212ZM225 89V88H224ZM237 88H235L234 90H232L231 92L230 91H228L229 89H227V91H223L222 93L221 92H218L217 94H216V97L217 96H223V98H222V100L223 101H225L227 98H228V101H229V105H227V106H224L223 104H222V102L221 101H219V100H215L214 98H210L211 96H213V95H208V96H206V97H204V98H202V97H200V98H202V99H200L199 100V102L200 101H205V104L203 105V106H200V109H196L197 110V113H198V116L197 117H200V120H201V118H203L204 120H208L209 122H213V121H217L218 122V124H216V125H213V126H211L212 128H214V130L212 131V132H210V136H211V139L208 141V140H205L204 138H205V136H204V138H202L201 137V134L202 133H204V131H203V129H201L200 131H197L198 132V138L196 139V140H189V139H186L185 141H183V140H181L180 138L177 140V143H175L174 141H172V142H169L168 144H165L164 143V137H166V136H168V135H172L173 133H175L174 132V129H172L171 131H168V129L170 130V127H166L165 125H160V126H155V127H152V126H150V127H152L150 130H149V132L151 133V132H155V131H158V130H160L158 133H160L161 134V136L159 135H156V134H158L157 132H155L156 134H155V136H150V138L148 139L149 141H148V143L147 142H145L146 140H142L141 138H140V136H138L139 134L138 133H141L140 132V130H138V128H137V124H134V123H128L127 122V124L126 123H124V118L125 117H123V126L125 127V133H126V137H128V143H130L131 145L130 146H126V145H119V144H117L116 143V140L115 141H113L112 139H111V135L114 133V132H116L114 129H113V131L111 130V128H109L108 129V131L107 130H105L104 128H103V126H101L100 124H96L94 121H90V128L92 129L91 131L93 132V134L94 135H96V137H103V138H101V139H96L94 136H92L93 134H91V136L90 135H88L87 133L85 134V133H83V132H81V130L79 129V128H81L82 126H83V124H81V122H78V121H80V119L79 118H81V117H79L78 119H76V120H69V119H66V123H67V126L65 125V124H62V122L60 121L61 120V116H59V115H56V114H58V113H56L55 114V112L53 111V114H51L50 113V111H49V109H47V107L46 106H43L42 107V109H41V111H42V113L43 112H45V113H50L49 115L50 116H52V118L54 119L53 120V122H52V120L50 121L54 126H53V128L55 127L56 129V131L55 130H53V128H52V134L55 136H52L51 138H50V140L48 141V142H46V143H41L42 141L40 140V139H38L37 137H36V135H35V137H33V138H31L30 136L28 137V134H31V132H29L28 130H22V128H20V127H18V129L16 130V131H14L15 129H13L12 127H11V125H9V124H5V125H8L7 127H2L3 129H2V131L0 132L1 134H2V139L0 138V141L2 142V150H3V152H5V154L4 155H1L0 156V169L2 170V171H6L8 168L10 169V170H13V171H16V173H17V175H18V178H17V182L21 179V178H19V175H24V177L25 176H27V178H28V176L30 175V174H33V173H36V172H43V173H45L47 176H44V178L48 181V183L50 184V186L51 187H53V188H55L56 189V192L58 193V198L57 199H61V197H64L63 199H66V200H69L70 202H69V208L71 209V208H73V206H72V204L70 205V203L72 202H74L75 203V205L77 204V203H81L80 205L82 206V208H83V211L84 210H88L87 211V213H86V216L85 217H83V219L84 218H92V221H93V223L95 222V221H98V220H100V219H102L101 217H107L108 218V216H106L107 214L108 215H111V214H109V213H114V211L116 210V212L118 213V214H120V215H123V216H125V217H127L128 219L129 218H133V217H139V216H141V218H143L144 216H143V213L144 212H139L138 211V209H140L141 207L142 208H145V205H147V207L146 208H148V212L149 211H151V210H154V208H155V206H156V203H157V201H159L160 200V202L161 203H164V204H166V205H162V208H161V210H163V209H165L164 210V213H162V214H165L164 216H170L171 218H174L173 217V215H174V213H175V211L177 212V211H180V210H182V208H181V206H178L177 204H176V201H170V202H168L167 201V199H166V197L168 196H163L161 193H157V194H154V195H152L151 193H146V195H145V192H146V187H149L150 185H151V181L153 180V181H156V178H154V177H156V174H153V175H151L150 177L147 175V166H148V164L150 163V160H149V158H148V156H147V158L145 157V156H143L142 157V155H138V154H135V150L136 149H133V148H137L138 150H142V151H146L148 148H147V146L149 147V144L151 143V144H153L154 142L153 141H155V143H160V144H163V146H167V147H169V148H175V149H180L181 150V152H183V153H185V154H187V153H190V154H192V155H194V156H192V157H194L195 159L196 158H198V159H196L197 161H198V164H200L201 166H204V171H205V173H206V171H209V175L211 174V172L213 171V170H215L216 172L213 174L214 176L213 177H218V182L220 183V184H222L223 186H222V188H219V187H217V188H207L205 191H201V189H200V187H199V185H198V182H200V181H198V182H190L189 181V183L191 184L190 185V188L188 187L187 189H185L184 191H190V192H197V190L199 189V191H201V193H199V194H196V193H193V195H192V197L190 196V198H191V202H193V203H195V204H197V205H200V206H202V209L204 210V211H202V212H200L201 214H199V216L200 215H202L201 217L202 218H200V219H202V221H201V224H200V227H198V228H196L195 229V232L192 234V236L191 237H187L186 236V233H184V236L182 237V238H185V239H187V240H191V241H195V240H197L196 239V237L195 236H197L196 234H200L201 232H202V229H200L201 228V226H204V228L206 227L207 228V230L208 229H212L213 227H214V225H212L213 224V222H211V220L209 219V215H212L213 213H216L217 214V212H212V210L211 209H209V207H212V209H214V211L216 210V211H218L219 212V214H221L222 215V217H224L225 218V220H227V217L229 218V216H228V214L229 215H231V217H233V218H235L234 219V222H237V224H239V223H245V222H248V223H254L255 221H256V218H257V215L256 214H252V213H250V211L249 212H246V211H244V210H241V209H237V206L238 205H240L241 206V204H238V205H235V204H233V206H232V204H231V202H227L228 201V199L229 198H231V197H234V193L236 192V191H233V190H231V189H229L228 188V186H229V183H228V180L226 179L225 180V178L224 177H226L227 178V176L230 174V171H229V169H230V167L231 168H233V169H235V168H240L239 166L238 167H232V165L234 166V165H236V164H238V165H240V163L242 164V161L243 160H241L242 159V157H243V155L245 154V153H248V151H245L244 152V150L245 149H243V150H241V149H239V143H240V141H242V142H244V143H246V144H249V146H250V144H253L252 143V141L248 138L247 140L244 138V137H239V136H237L238 135V133H240V130H241V128L239 127H237L236 125H228V123L227 124H224V123H221V122H219V121H221L222 119H224V116H225V114H228L229 116H231L232 118H238V117H240V116H242V114H241V111H240V109H242V104L244 103V102H247V101H244V100H242V99H237L238 97H234L235 96V93H234V91L236 90ZM101 90V89H100ZM113 90V91H114ZM151 90V89H150ZM220 90V89H219ZM226 90V89H225ZM248 90V89H247ZM138 91V90H137ZM140 91V90H139ZM250 91V90H249ZM115 92V91H114ZM206 92V91H205ZM210 92H213L214 94H215V92L214 91H210ZM5 93H8L7 91H5ZM99 93V92H98ZM125 93V92H124ZM167 93H169V92H167ZM167 93H164V94H167ZM207 93H209L208 91H207ZM206 93V94H207ZM9 94V93H8ZM30 94V93H29ZM64 94V93H63ZM109 93H106V95H108ZM145 94V93H144ZM170 94H172V91L170 92ZM212 94V93H211ZM198 95V94H197ZM247 95V94H246ZM12 96V98H13V94L11 95ZM66 96H68V95H66ZM126 96V95H125ZM131 96V95H130ZM136 96V95H135ZM134 96V97H135ZM262 96V95H261ZM1 97V96H0ZM137 97H138V95H137ZM150 97V96H149ZM165 97H167V96H165ZM251 97H252V95H251ZM12 98H10V102L8 103V104H6V105H4V106H0V115L2 114V111H4L5 109L7 110H11L12 109ZM64 98V97H63ZM138 99V98H137ZM170 99V98H169ZM68 100V101H67ZM139 100V99H138ZM172 100V99H171ZM175 100V99H174ZM189 100V99H188ZM192 100V99H191ZM194 100V99H193ZM196 100V99H195ZM251 101H253V100H251ZM0 102H4V101H2V100H0ZM62 102H64V101H62ZM157 102V101H156ZM159 102H160V100H159ZM167 102V101H166ZM178 102V101H177ZM226 102V101H225ZM236 102H237V104H236ZM149 103V102H148ZM172 103V102H171ZM204 103V102H203ZM233 103V104H232ZM198 104V103H197ZM196 104V105H197ZM208 104H211L210 106H207ZM225 104H227V103H225ZM264 103H262V105H263ZM62 105V104H61ZM245 105V104H244ZM250 105V104H249ZM55 106V105H54ZM71 106V105H70ZM69 106V107H70ZM74 106V105H73ZM119 106V105H118ZM172 106V105H171ZM252 106V105H251ZM258 106V105H257ZM257 106H255V107H257ZM9 107H11V108H9ZM63 107V106H62ZM142 107V106H141ZM169 107V106H168ZM56 108L57 107H54V109L56 110ZM60 108V106L57 108V109H59ZM196 108V107H195ZM24 109H27V108H24ZM76 109V108H75ZM134 109V108H133ZM187 109V108H186ZM190 109V108H189ZM248 109V108H247ZM14 110V109H13ZM172 110V109H171ZM257 110V109H256ZM260 110V109H259ZM41 111H39V112H41ZM117 111H118V109H117ZM132 111V110H131ZM185 111V110H184ZM36 111H35V109L32 107V108H30V110L28 109V113L29 114H33V113H35ZM59 112V111H58ZM73 112H74V110H73ZM76 112V111H75ZM146 112V111H145ZM148 113H149V111H147ZM188 112V111H187ZM116 113V112H115ZM130 113H132V112H130ZM129 113V114H130ZM136 113V112H135ZM195 113H196V111H195ZM196 113V114H197ZM27 114V113H26ZM36 114V113H35ZM64 114V113H63ZM72 114V113H71ZM77 114H78V111H77ZM118 114V113H117ZM125 114H127V113H125ZM134 114V113H133ZM150 115V114H149ZM23 116V115H22ZM40 116H43V114H41ZM127 116V115H126ZM189 116V115H188ZM191 117H192V119H193V114H191L190 115ZM245 116V115H244ZM244 116H242V117H244ZM248 116V115H247ZM28 117V116H27ZM26 117V118H27ZM144 117L146 118V115L145 114H142L141 115V119L143 120V121H146L145 119H144ZM195 117V116H194ZM263 117V116H262ZM38 118V117H37ZM40 118V117H39ZM118 118V117H117ZM120 118V117H119ZM135 118H136V116H135ZM138 118V117H137ZM139 118H140V116H139ZM138 118V119H139ZM226 118V117H225ZM231 118V119H232ZM1 119V118H0ZM51 119V118H50ZM148 119H149V117H148ZM150 119L154 122V121H164L163 119H160V116H158V115H156L155 113H151V115H150ZM149 119V120H150ZM187 119H190V118H187ZM196 120L197 119H199V118H195ZM195 119H193V120H195ZM231 119H229V120H231ZM101 120L102 121H104L102 118H101ZM127 120V119H126ZM185 120V119H184ZM203 120V121H204ZM15 121V120H14ZM82 121V120H81ZM130 121V120H129ZM176 121V120H175ZM183 121V120H182ZM187 121V120H186ZM192 121V120H191ZM226 121V120H225ZM240 121V120H239ZM0 122L1 123H4V121H1L0 120ZM88 122V121H87ZM105 122V121H104ZM227 122V121H226ZM18 123V122H17ZM19 123H20V121H19ZM27 123H29V122H27ZM36 123V122H35ZM34 123V124H35ZM40 123V122H39ZM80 123V124H79ZM86 123V122H85ZM115 124H117V123H119V122H114ZM146 123V122H145ZM158 123V122H157ZM192 123V122H191ZM234 123V122H233ZM236 123H238V122H236ZM246 123V122H245ZM248 123V122H247ZM252 123V122H251ZM250 123V124H251ZM261 123V122H260ZM30 124V123H29ZM29 124H27V125H29ZM33 124V123H32ZM87 124V123H86ZM112 124V121H109V125H111ZM154 124V123H153ZM163 124V123H162ZM190 124V123H189ZM193 124V123H192ZM203 124H205V123H203ZM26 125V126H27ZM108 125V126H109ZM121 125V124H120ZM120 125H118L116 128H117V131L118 130H120L119 128H120ZM169 125H170V121H169ZM248 125V124H247ZM13 126V125H12ZM19 126V125H18ZM52 126V125H51ZM72 126V127H71ZM114 126V125H113ZM145 126V125H144ZM174 126V125H173ZM182 126V125H181ZM195 126H196V124H195ZM198 126V125H197ZM244 126V125H243ZM245 126H246V124H245ZM249 126V125H248ZM256 126V125H255ZM15 127V126H14ZM99 127H102V128H99ZM104 127H106V126H104ZM110 127H112V126H110ZM122 127V126H121ZM124 127H123V129L122 130H124ZM138 127H140V125L138 126ZM149 127V128H150ZM157 127H159V128H157ZM190 127H191V124H190ZM202 127H203V125H202ZM264 127V126H263ZM47 128V127H46ZM99 128V129H98ZM142 128V127H141ZM141 128H139V129H141ZM148 128V129H149ZM177 128V127H176ZM256 128V127H255ZM32 129V128H31ZM186 129V128H185ZM258 129V128H257ZM46 131H47V129H45ZM142 130V129H141ZM191 130V129H190ZM121 131V130H120ZM144 131V130H143ZM249 131V130H248ZM42 132V131H41ZM148 132V133H149ZM219 132H221L222 133V136H220V135H218L219 134ZM229 132V133H228ZM260 132V131H259ZM82 133V134H81ZM137 133V134H136ZM147 133V132H146ZM150 133H149V135H150ZM188 133V132H187ZM258 133V132H257ZM38 134V133H37ZM76 135L75 137L76 138H78L77 136H80V134H81V136H83V138H85V141L84 142H80V141H70V139H73V138H75V137H72V135ZM120 134V133H119ZM153 134V133H152ZM176 134H178V133H176ZM175 134V135H176ZM230 134H233L232 136H229L228 138H227V136L228 135H230ZM34 135V134H33ZM42 135V134H41ZM63 135H65L66 136V138L65 137H63V140H65L64 142H65V144H67V146H65L64 148H63V152L62 151H60L57 147H59L58 145L56 146V144L59 142V140L62 138V136ZM191 135H193L192 133H191ZM242 135V134H241ZM252 135H254V134H251V137H254V136H252ZM10 137L11 138V140H13L12 142L11 141H7L6 142V140H4L5 139V137ZM120 136V135H119ZM125 136V135H124ZM123 136V137H124ZM173 136V135H172ZM203 136V135H202ZM38 137H39V135H38ZM54 137V138H53ZM116 137H118V136H116ZM144 137H146V136H144ZM175 137V136H174ZM179 137V136H178ZM191 137V136H190ZM196 137V136H195ZM207 137V136H206ZM47 138V137H46ZM92 138H94V140L92 139ZM183 138V137H182ZM213 138V139H212ZM221 138V139H220ZM114 139V138H113ZM122 139V138H121ZM245 139V140H244ZM42 140H44V139H42ZM174 140V139H173ZM261 140V139H260ZM119 142V141H118ZM124 142H126L125 140H124ZM4 143V144H3ZM6 143V144H5ZM123 143V142H122ZM257 142H255V144H256ZM43 144V145H42ZM132 145L133 146H135V147H132ZM155 145V144H154ZM150 147H151V145H150ZM258 147H260V146H258ZM263 147V146H262ZM149 149H152V147L151 148H149ZM148 149V150H149ZM166 149V148H165ZM165 149H163L164 151H165ZM171 149V150H172ZM248 149H250V148H248ZM252 149V148H251ZM258 149V148H257ZM98 150V152H96ZM160 150V148L158 149V150H156V149H153L151 152H150V150H149V152H150V154L152 155V157H153V160H154V162L156 161L157 163H159L160 162V167H163V173H170L172 170H173V168L171 167L172 166V164H173V159L171 158V157H169V158H161V159H159L158 158V155H157V151H159ZM168 150V149H167ZM260 150V149H259ZM169 151V150H168ZM255 151V150H254ZM62 153H64V155L62 154ZM178 153V152H177ZM261 153V152H260ZM56 154V156H55V158H59V161H62V164H61V166H60V169H56V168H54L52 165H51V161H53V158H54V155ZM174 154H175V152H174ZM147 155V154H146ZM165 156H166V154H164ZM113 156V158H112V160L113 159H119V168H118V170H117V172H116V174L114 175L115 177H116V179H105L106 177H107V175H106V177L105 178H101V176H100V174H99V181H98V185L99 186H97V188L96 189H94L95 187V180H97V178L96 177H98V176H96L95 177V175H94V173H95V169H96V167H99V166H102L101 164L102 163H104L103 161H105V159H108L109 157H112ZM257 156V155H256ZM160 157V156H159ZM184 157V156H183ZM187 157V156H186ZM54 158V159H55ZM61 159V160H60ZM111 160V159H110ZM176 160V159H175ZM183 160V159H182ZM181 160V161H182ZM193 160V159H192ZM196 161V162H197ZM54 162V161H53ZM115 162H117V161H115ZM152 162V161H151ZM195 162V163H196ZM253 162H254V160H253ZM252 162V163H253ZM260 163H261V161H259ZM57 163V162H56ZM59 163V162H58ZM113 163V162H112ZM177 163H179V162H177ZM250 163V162H249ZM104 164H106V163H104ZM108 164V163H107ZM174 164H176V163H174ZM194 164V163H193ZM262 164H264V163H262ZM112 165V164H111ZM166 165V166H165ZM261 165V164H260ZM193 166V165H192ZM241 166V165H240ZM243 166V165H242ZM262 166H264V165H262ZM104 167V166H103ZM102 167V168H103ZM108 167V166H107ZM110 167V166H109ZM152 167H153V165H152ZM255 167V166H254ZM110 168H112V167H110ZM150 168V167H149ZM158 168V167H157ZM194 168V167H193ZM243 168H245V167H243ZM109 169V168H108ZM150 169H152V168H150ZM192 169V168H191ZM249 169V168H248ZM101 170V169H100ZM107 170V169H106ZM106 170H103V171H106ZM110 170V169H109ZM236 170V169H235ZM263 170V169H262ZM102 171V172H103ZM157 171V170H156ZM158 171H160V170H158ZM203 171V172H204ZM243 171H245V170H243ZM242 171V172H243ZM152 172V171H151ZM161 172V171H160ZM255 172H256V170H255ZM260 172V171H259ZM162 173V172H161ZM197 173V172H196ZM219 173L221 174V176H222V179H221V176L219 175ZM231 173H233V171H231ZM234 173L236 174V172L234 171ZM238 174H239V172H237ZM1 174V173H0ZM110 174V173H109ZM233 175V176H238L237 178H238V184H241V183H243L242 182V180H243V178L241 179V177L242 176H239V175ZM242 174V173H241ZM240 174V175H241ZM244 174V173H243ZM254 174V173H253ZM2 175V174H1ZM104 176H105V174H103ZM166 175V174H165ZM192 175V174H191ZM198 175V174H197ZM12 176H14V175H12ZM35 176V175H34ZM110 176V175H109ZM231 176H232V174H231ZM253 176H256L257 177V175H253ZM259 176V175H258ZM16 177V176H15ZM30 177V176H29ZM33 177V176H32ZM196 177V176H195ZM246 177V176H245ZM26 178V179H27ZM31 178V177H30ZM29 178V179H30ZM162 178V180H164L165 178H163V176L161 177ZM185 179H186V181H187V179L188 180H190V178L189 177H184ZM199 178V177H198ZM12 179V178H11ZM25 179V180H26ZM34 179H37V178H34ZM168 179V178H167ZM194 179V178H193ZM259 179V180H258ZM257 179V181H256V184L258 183V184H261V182H264V177H262V178H258ZM41 180V179H40ZM207 180V179H206ZM231 180V179H230ZM233 180V179H232ZM237 179H235V181H236ZM29 181V180H28ZM28 181H27V185H28ZM32 181V180H31ZM107 181V183H105ZM108 181L109 182H111L110 184L108 183ZM234 181V180H233ZM244 181V180H243ZM248 181V180H247ZM13 182V181H12ZM24 182V181H23ZM37 182V181H36ZM68 183L69 185H67V187L68 188H66V187H64V186H66V185H63V187L64 188H60V186L58 185V183L60 184V183ZM175 182V181H174ZM188 182V181H187ZM187 182H182V183H180L179 182V185H184V184H187ZM15 183V182H14ZM26 183V182H25ZM33 183V182H32ZM156 182H154V184H155ZM204 183V182H203ZM211 183V182H210ZM209 183V184H210ZM253 183H255V182H253ZM19 184H21V183H19ZM18 184V185H19ZM35 184V183H34ZM122 184V185H121ZM177 184V183H176ZM212 184V183H211ZM232 184V183H231ZM230 184V185H231ZM237 184V185H238ZM13 185V184H12ZM15 185H17V184H15ZM153 185V184H152ZM201 185V184H200ZM233 185V184H232ZM2 186V185H1ZM56 186V187H55ZM215 186V185H214ZM4 187V186H3ZM14 187V186H13ZM17 187H20V185L19 186H17ZM23 187H24V185H23ZM22 187V188H23ZM26 187V186H25ZM153 187V186H152ZM171 187V186H170ZM206 187H207V185H206ZM221 187V186H220ZM233 187V186H232ZM261 187V189H262V187L263 186H260ZM2 188V187H1ZM7 188V187H6ZM26 188H28V186L26 187ZM24 189L25 191L24 192H26V190L27 189ZM30 188H32V186L30 187ZM44 188V187H43ZM49 188V187H48ZM151 188V187H150ZM155 188V187H154ZM163 188V187H162ZM168 188V187H167ZM241 188H243V187H241ZM255 188H257V187H255ZM7 189H9V187L7 188ZM193 189V190H192ZM239 189V188H238ZM252 189V188H251ZM13 190H14V188H13ZM28 190H31V189H28ZM180 190V189H179ZM243 190H245V189H243ZM242 190V191H243ZM264 190V189H263ZM12 191V190H11ZM32 191V190H31ZM33 191H34V189H33ZM43 191V190H42ZM52 191V190H51ZM154 191V190H153ZM158 191V190H157ZM184 191L182 192V194L181 195H183L184 194ZM17 192H19V191H17ZM22 192H23V190H22ZM152 192V191H151ZM159 192V191H158ZM244 192V191H243ZM9 193V192H8ZM27 193H30V192H27ZM153 193V192H152ZM170 193V192H169ZM250 193H251V191H250ZM256 193H258V192H256ZM260 193V192H259ZM19 194H20V192H19ZM22 194H24V193H22ZM54 194V193H53ZM240 194V193H239ZM262 194V193H261ZM32 195V194H31ZM37 195V194H36ZM39 195V194H38ZM44 195V194H43ZM145 195V196H144ZM178 195V194H177ZM1 196V195H0ZM17 196H18V193H17ZM24 195H22V197H23ZM34 196V195H33ZM52 196V195H51ZM179 196V195H178ZM194 196H196V200L193 198ZM245 196V195H244ZM251 196V195H250ZM32 197V196H31ZM39 197H40V195H39ZM239 197V196H238ZM237 197V198H238ZM241 197V196H240ZM239 197V198H240ZM243 197V196H242ZM248 197V196H247ZM252 197V196H251ZM15 198V197H14ZM18 198H20L19 196H18ZM17 198V199H18ZM27 198H29V199H31L29 196H27ZM48 198V197H47ZM46 198V199H47ZM186 198V197H185ZM190 198H189V200H190ZM17 199H15V200H17ZM20 199H22V198H20ZM24 199H25V197H24ZM24 199H23V201H24ZM29 199H27V200H29ZM33 199H36L35 197H33ZM32 199V200H33ZM40 199V198H39ZM203 199V200H202ZM248 199V198H247ZM253 199V198H252ZM26 200V199H25ZM40 200H42V197H41V199ZM48 200H49V198H48ZM47 200V201H48ZM171 200V199H170ZM178 201H180V203L182 202V204H183V196L182 197H180V198H178L177 199ZM189 200L188 201H186L185 202V205L186 204H190V202H189ZM250 200V199H249ZM263 200V199H262ZM22 201V200H21ZM20 200L19 201H17V203L19 202H21ZM37 201V203H38V200H36ZM52 201V200H51ZM51 201H48L49 203H51ZM25 203L27 202V201H24ZM23 202V203H24ZM35 202V201H34ZM40 203H41V205H42V202L41 201H39ZM52 202H54V200L52 201ZM55 202H56V200H55ZM54 202V203H55ZM62 202V201H61ZM99 202H102V203H104V206H105V210H106V214L105 213H103V210H102V207H101V204H99ZM160 202H158V203H160ZM243 202H245V201H243ZM249 202V201H248ZM256 202V201H255ZM15 203H16V201H15ZM27 203H30L29 201L27 202ZM32 203V202H31ZM39 203V204H40ZM128 204V206H130L131 208H129V210H126V208L127 207H125V205L124 204ZM213 203V204H212ZM21 204V203H20ZM20 204H19V206H20ZM35 204V203H34ZM33 204V205H34ZM52 204V203H51ZM58 204V203H57ZM65 204V203H64ZM260 204V203H259ZM28 205V204H27ZM26 205V206H27ZM36 205V204H35ZM34 205V206H35ZM48 205V204H47ZM54 205V204H53ZM58 205H60V204H58ZM16 206V205H15ZM18 206V205H17ZM33 206V207H34ZM37 206H38V204H37ZM68 206V205H67ZM127 206V205H126ZM133 206V207H132ZM246 206V205H245ZM250 206V205H249ZM253 206H254V204H253ZM256 206V205H255ZM30 207V206H29ZM42 207V206H41ZM40 207V205H39V209L41 208ZM50 207V206H49ZM56 208H57V206H55ZM58 207H61V208H57L58 210H61L62 209V206L60 205V206H58ZM64 207V206H63ZM242 207V206H241ZM250 207H252V206H250ZM259 207V206H258ZM258 207H257V211H258ZM17 208V207H16ZM30 208H32V207H30ZM38 208V207H37ZM45 208H47V207H45ZM65 208V207H64ZM64 208L61 210V211H63L64 210ZM104 208V207H103ZM18 210H19V208H17ZM16 209V210H17ZM38 209V210H39ZM247 209V208H246ZM17 210V211H18ZM23 210V209H22ZM48 210V209H47ZM45 211L46 212V217H47V214H48V216L52 213H50V211H49V213H47L48 211ZM104 210V211H105ZM142 210V209H141ZM248 210V209H247ZM251 210H252V208H251ZM253 210H255V209H253ZM252 210V211H253ZM33 211H36V210H33ZM40 211H43V207H42V210H40ZM82 211V212H83ZM166 211V212H165ZM39 212V211H38ZM64 212H66V211H64ZM64 212H63V214H64ZM70 212V211H69ZM16 213H19V212H16ZM21 213V212H20ZM42 213V212H41ZM56 213V212H55ZM59 213V212H58ZM73 213H74V211H73ZM72 213V214H73ZM122 213V214H121ZM256 213V212H255ZM21 214H23L24 215V213H21ZM37 214V213H36ZM67 214V213H66ZM116 214V213H115ZM197 215H198V213H196ZM216 214H213V216L215 215V216H217ZM44 215V214H43ZM54 214H52L51 216H53ZM58 215V214H57ZM62 215V213L60 214V216ZM69 215V214H68ZM68 215H67V217H68ZM74 215V214H73ZM204 215V216H203ZM18 216V215H17ZM16 216V217H17ZM26 216V217H25ZM24 217L25 218H27V221H28V214L27 215H25ZM31 216V215H30ZM65 216V215H64ZM76 215H74V217H75ZM261 216H262V214H261ZM33 218H34V215L32 216ZM43 217V216H42ZM121 217V216H120ZM211 217V216H210ZM221 217V218H222ZM15 217H13V219H14ZM19 218H21V217H19ZM33 218H32V220H33ZM48 218V217H47ZM61 218H64V217H61ZM70 218L72 219V216H70ZM76 218H77V216H76ZM79 218H81V219H79L80 221L82 220V217H79ZM106 218V220H108ZM199 218V217H198ZM206 218V219H205ZM262 218V217H261ZM24 218H21V220H23ZM48 219H51L50 217L48 218ZM59 219H60V217H59ZM65 219V218H64ZM64 219H62L63 221H64ZM154 219H156V216H153V218H152V220H154ZM209 219V220H208ZM17 219L15 218V221H16ZM31 220V221H32ZM39 220V219H38ZM37 220V221H38ZM47 220V219H46ZM46 220H44L45 222V226H46V228L48 227L47 226V224H50V223H47V221ZM52 220V219H51ZM68 221H69V219H67ZM74 220H76L77 222L79 221L78 219H74ZM218 220H219V218H218ZM223 220V219H222ZM261 220V219H260ZM14 221V222H15ZM19 221V220H18ZM31 221H30V223H31ZM35 221V220H34ZM73 220H71V222H72ZM104 221V220H103ZM263 220H261V222H262ZM21 222V221H20ZM41 222V221H40ZM51 222V221H50ZM57 222V221H56ZM61 222V221H60ZM67 222V221H66ZM71 222H70V224H71ZM82 222V221H81ZM105 222V221H104ZM104 222H102L101 223V221H100V224H103ZM203 222H205L204 224H203ZM222 222V221H221ZM233 222V223H234ZM9 223H13V222H9ZM19 223V222H18ZM21 223H23V221L21 222ZM32 223H34V222H32ZM52 223V222H51ZM98 223V222H97ZM107 223V222H106ZM109 223H113L114 224V222H112L111 220L109 221ZM116 223V222H115ZM219 223L220 222H218V223H216V224H218V226H217V230L218 231H221V230H223L221 227H220V225H219ZM222 223H224V222H222ZM232 223V224H233ZM29 224V223H28ZM38 224H40L41 225V223H39V221H38ZM60 224V223H59ZM67 224V223H66ZM80 224V223H79ZM82 224V223H81ZM96 226H92V228H88V229H92L91 231L92 232H94V234L95 233H97V232H99L100 230L102 231L103 230V228H105V226L103 227V226H101V225H99V224H96V223H94ZM112 224V225H113ZM224 224H226V223H224ZM257 224H258V222H257ZM256 224V225H257ZM16 225H18L19 226V224H16ZM15 225V226H16ZM21 225V224H20ZM23 225H25V224H23ZM77 225V224H76ZM109 225V224H108ZM231 225V224H230ZM229 225V226H230ZM13 224H12V227H13V229L15 230V231H19V229L18 228H16V229H18V230H16L14 227H15ZM22 226V225H21ZM29 227H30V224L28 225ZM32 226V225H31ZM34 226H36V225H34ZM34 226H33V228H34ZM38 226V225H37ZM42 226V225H41ZM44 226V224H43V227H45ZM60 226V225H59ZM68 226V225H67ZM213 226V227H212ZM224 226V225H223ZM228 226V227H229ZM248 227H249V225H247ZM261 226V225H260ZM17 227V226H16ZM24 227V226H23ZM22 227V228H23ZM61 228H64V227H62V225L60 226ZM65 227H66V225H65ZM68 227H70V226H68ZM67 227V228H68ZM74 227H75V225H74ZM174 227V226H173ZM251 227V226H250ZM20 228V227H19ZM27 228V227H26ZM39 228V227H38ZM41 228V227H40ZM55 228V227H54ZM57 228H59V227H57ZM78 228V227H77ZM176 228V227H175ZM218 228H221L220 230L218 229ZM25 229V228H24ZM44 229V231H45V228H43ZM60 229V228H59ZM66 229V228H65ZM69 229V232H71L72 233V231H70V228H68ZM179 229V228H178ZM227 229V228H226ZM233 229V228H232ZM236 229V231H241V232H243V234L242 235H238L239 237L241 236L242 238H244V232L246 233L247 232V230L243 227V228H235ZM252 229V228H251ZM250 229V230H251ZM257 229V228H256ZM22 230V229H21ZM20 230V231H21ZM32 230V229H31ZM38 230V229H37ZM40 230V229H39ZM38 230V231H39ZM49 230H51L50 228H49ZM72 230V229H71ZM74 230V229H73ZM79 230V229H78ZM84 230V229H83ZM110 230V229H109ZM216 230V229H215ZM23 231V230H22ZM30 231V230H29ZM33 231H35V229L33 230ZM43 231V230H42ZM42 231H40V232H42ZM59 231V230H58ZM62 231H63V229H62ZM61 230H60V234L62 235L63 233L64 234H66V231L64 232H62ZM68 231V230H67ZM76 231V230H75ZM74 231V232H75ZM82 231V230H81ZM204 231V230H203ZM212 231V230H211ZM210 231V232H211ZM218 231H216L217 232V234H218ZM226 231V230H225ZM227 231H229V230H227ZM253 231V230H252ZM40 232H38V233H40ZM46 232V231H45ZM45 232H42V233H45ZM53 232V231H52ZM67 233V235L69 234H71V233ZM78 233H79V231H77ZM92 232H91V234H92ZM103 232V231H102ZM102 232L100 233L101 234V237H102ZM105 232V231H104ZM103 232V233H104ZM106 232H108V231H106ZM181 232V231H180ZM207 232V231H206ZM209 232V233H210ZM213 232H215L214 231V228H213ZM212 232V233H213ZM12 233H14V232H12ZM22 233V232H21ZM27 233V232H26ZM36 233V232H35ZM40 234V235H42V237H43V234ZM47 233H48V236L51 234V232H49V231H47ZM50 233V234H49ZM85 233V232H84ZM83 233V234H84ZM87 234H88V232H86ZM98 233V234H99ZM109 233V232H108ZM113 233V232H112ZM208 233V232H207ZM222 233V232H221ZM224 234H225V232H223ZM228 233V232H227ZM248 234H254V231H253V233L252 232H249V229H248V232H247ZM15 234V233H14ZM46 234V233H45ZM44 234V235H45ZM56 234V233H55ZM59 234V233H58ZM63 234V235H64ZM82 234V233H81ZM107 234V233H106ZM110 234H111V232H110ZM114 234V233H113ZM236 234V233H235ZM239 234V233H238ZM241 234V233H240ZM33 235V234H32ZM36 235V234H35ZM39 235V234H38ZM47 235V234H46ZM61 235H59V236H61ZM85 235V234H84ZM83 235V236H84ZM89 235V234H88ZM115 235H116V233H115ZM118 235H119V232H118ZM178 235V234H177ZM201 235V234H200ZM203 235V234H202ZM205 235V234H204ZM219 235V234H218ZM20 236V235H19ZM26 236V235H25ZM52 236V235H51ZM58 236V235H57ZM58 236V237H59ZM74 236V235H73ZM72 236V237H73ZM96 236V235H95ZM227 236V235H226ZM231 236V235H230ZM249 236V235H248ZM254 236H255V234H254ZM256 236H258V235H256ZM256 236H255V238H256ZM21 237V236H20ZM28 237V236H27ZM35 237H37L38 238V236H35ZM46 237V236H45ZM58 237H56V238H58ZM66 237V236H65ZM68 237H70V236H68ZM75 237V236H74ZM73 237V238H74ZM80 237H81V235H80ZM86 237V236H85ZM90 237H91V235H90ZM103 237H104V235H103ZM102 237V238H103ZM106 237H107V235H106ZM201 236H199L198 238H200ZM210 237H212V236H210ZM218 237V236H217ZM228 237V236H227ZM226 237V238H227ZM246 237V236H245ZM48 238V237H47ZM55 238V239H56ZM61 238V237H60ZM67 238V237H66ZM82 238V237H81ZM84 238V237H83ZM92 238V237H91ZM99 238V237H98ZM98 238H96L95 240H97ZM108 238V237H107ZM205 238H208L207 237V235L205 236ZM226 238H224V239H226ZM236 238V237H235ZM251 238V237H250ZM21 239H22V237H21ZM40 239V236H39V238H38V240ZM46 239V238H45ZM59 239V238H58ZM57 239V240H58ZM72 239V238H71ZM78 239H80V238H78ZM85 239V238H84ZM90 239V238H89ZM185 239H184V241H185ZM214 239H215V236H214ZM220 239V238H219ZM229 239V238H228ZM247 239V238H246ZM252 239V238H251ZM259 239V238H258ZM63 240H64V238H63ZM88 240V239H87ZM107 240V239H106ZM106 240H105V242H106ZM109 240V241H108ZM108 242H110L111 243V240H110V237L108 238ZM217 240V239H216ZM240 240V239H239ZM253 240V239H252ZM11 241H13V240H11ZM28 241V240H27ZM45 241H47V240H45ZM59 241V240H58ZM69 241V240H68ZM81 241H82V239H81ZM85 241L86 240H84V242H82L83 244L85 243ZM91 241V240H90ZM94 241V240H93ZM214 241V240H213ZM212 241V242H213ZM223 241V240H222ZM225 242H226V240H224ZM72 242L73 241H71L70 242V244H72ZM80 242V241H79ZM100 242V241H99ZM104 242V243H105ZM107 242V243H108ZM239 242H242V248H243V251H245V250H247L248 248H250V246H248L249 244L250 245H252L251 244V242L249 241V240H240ZM254 242V241H253ZM13 243L14 244H16L14 241H13ZM27 243V242H26ZM31 243V242H30ZM33 243V242H32ZM35 243H37V240H36V242ZM39 243V242H38ZM40 243H46V242H44L43 241V239H42V241H40ZM92 243V242H91ZM106 243V244H107ZM123 243V242H122ZM173 243V242H172ZM195 243H198L199 244V248H198V250H197V253L198 252H200V253H206L207 252V244L203 241V240H197V241H195ZM255 243V242H254ZM66 244V243H65ZM68 244V243H67ZM70 244H68V245H70ZM80 244V243H79ZM113 244V243H112ZM187 244V243H186ZM27 245V244H26ZM188 245V244H187ZM213 245V244H212ZM3 246V244L0 242V248ZM27 246H30V244H28ZM61 246V245H60ZM63 246V245H62ZM97 246H99V245H97ZM106 246V245H105ZM114 246H116V245H114ZM168 246V241H166V247ZM33 248L32 249H36V246H32ZM68 247V246H67ZM89 247V246H88ZM87 247V248H88ZM96 247V246H95ZM94 247V248H95ZM107 247V246H106ZM105 247V248H106ZM43 248H45V247H43ZM82 249L78 252V253H74L73 252V249H72V245H70V247L69 248H67L66 250H63V248L62 249H59V251L60 250H63L62 251V253L63 254H61V252H60V254L61 255H65V256H69V257H75V264H88V263H86V262H88V260L87 261H85L86 259H88L89 257H91L90 255H89V252L90 251H93L94 250V248H91V246H90V248L91 249H87L86 248V246L84 247V245L81 247ZM112 248H114V247H112ZM119 248H121V247H119ZM174 247H171V246H168V251L172 254L173 253V249ZM207 248V249H206ZM65 249V248H64ZM100 249V248H99ZM102 249V248H101ZM116 249H117V247H116ZM210 249V248H209ZM254 249V248H253ZM263 249V248H262ZM12 250V249H11ZM30 250H31V248H30ZM103 250H104V248H103ZM109 250V249H108ZM259 250V249H258ZM89 251V252H88ZM105 251V250H104ZM102 252L101 253V255L99 256V254H98V256L99 257H102L103 256V258L101 259V262L102 261H106V263H108V264H112L113 263V258H112V256L114 255V254H112V256L110 255V254H105V252ZM213 251V250H212ZM260 251V250H259ZM9 252V251H8ZM7 252V253H8ZM12 252H14V251H12ZM36 252H38V251H36ZM46 252V251H45ZM97 251H95L94 253H96ZM99 252V251H98ZM109 252V251H108ZM247 252V251H246ZM11 253V252H10ZM204 253V254H205ZM217 253V252H216ZM3 255H4V253H2ZM59 254V255H60ZM208 254H210V251H208ZM218 254V253H217ZM5 255H7L6 253H5ZM17 255V254H16ZM92 255L93 256H96L97 257V254L96 255H94L93 253H92ZM211 255V254H210ZM222 255V254H221ZM224 255V254H223ZM8 256H9V254H8ZM21 256V255H20ZM116 256V255H115ZM5 257H7V256H5ZM4 256H3V258H5ZM23 258L25 257V256H22ZM73 257V258H74ZM77 257V258H76ZM117 257V256H116ZM116 257H115V260H117L116 259ZM172 257H173V259L175 260V261H173L175 264H181L180 262H179V260L174 256V254L172 255ZM3 258L1 257V259L0 260H3ZM12 258H14L13 260H14V262L15 263H18L17 262V260H16V258L13 256ZM12 258H10L9 260H12ZM18 258V257H17ZM21 258V257H20ZM66 258V257H65ZM92 258V257H91ZM95 257H93V259H94ZM6 259V258H5ZM25 259H26V257H25ZM90 259V258H89ZM122 259V258H121ZM170 259H171V257H170ZM19 260V259H18ZM91 260V259H90ZM98 260V259H97ZM123 260V259H122ZM211 260H213V259H211ZM29 261V260H28ZM27 260H24L23 259V262L22 263H26L27 264V262H28ZM94 261H95V259H94ZM98 261H100V260H98ZM119 261V260H118ZM1 262V261H0ZM11 262V261H10ZM90 262V261H89ZM92 262V261H91ZM116 262V261H115ZM123 262V261H122ZM206 262V261H205ZM213 262V261H212ZM96 263V262H95ZM90 264V263H89ZM91 264H93V262L91 263ZM171 264H173V263H171Z\"/></svg>",
    "mask_w": 264,
    "mask_h": 264
}]
</instances>
